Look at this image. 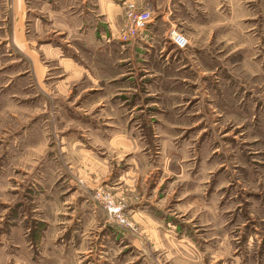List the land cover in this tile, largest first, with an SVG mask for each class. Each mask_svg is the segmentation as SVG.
I'll use <instances>...</instances> for the list:
<instances>
[{
  "label": "rangeland",
  "instance_id": "rangeland-1",
  "mask_svg": "<svg viewBox=\"0 0 264 264\" xmlns=\"http://www.w3.org/2000/svg\"><path fill=\"white\" fill-rule=\"evenodd\" d=\"M6 1L0 264H264V0H172L122 41L129 4L95 58L62 50L77 77Z\"/></svg>",
  "mask_w": 264,
  "mask_h": 264
},
{
  "label": "crops",
  "instance_id": "crops-1",
  "mask_svg": "<svg viewBox=\"0 0 264 264\" xmlns=\"http://www.w3.org/2000/svg\"><path fill=\"white\" fill-rule=\"evenodd\" d=\"M171 2L172 0H145V2L143 0H7L5 6L8 12L7 21L12 27L15 28L17 26L16 28H19L21 26L20 23L25 12L27 21L32 24L31 27L34 33L32 38L38 41L42 39L47 41L49 39L50 41L48 42L56 44V48L49 47L46 50V55L50 59L59 60L60 64L64 63L72 70V74L77 77L81 76L82 70L74 63L67 62L70 58L62 55V50L66 53L68 51L66 49L72 47L74 51H68V53L80 55L81 57L83 50L87 49L91 54L90 58H95V53L99 49L97 44L114 41L110 39L111 33L123 26L125 11L129 4L142 6V3H144L151 8L154 18L152 23L149 24L148 30L152 31L149 35L153 36H146L145 39L152 40L155 37L153 29L160 22L163 21L171 26L174 25L175 22L173 21L175 20L170 17L172 15ZM148 30L147 32H149ZM25 42L23 34L16 35V45L24 44ZM16 48L18 47L16 46ZM18 50H21L27 59L31 61L37 76L41 67L38 65L36 55L28 49L25 52L20 48ZM97 57H99V54H97ZM74 59L78 58L75 57ZM43 95L47 97L45 94ZM84 195L86 203L94 204L90 195ZM94 207H97L96 204H94ZM146 213L148 214V212L144 211L146 216L145 223H148V228L157 235L159 231L155 227V219L147 216ZM138 241L135 243L138 242L142 248L144 245L143 241Z\"/></svg>",
  "mask_w": 264,
  "mask_h": 264
},
{
  "label": "built area",
  "instance_id": "built-area-1",
  "mask_svg": "<svg viewBox=\"0 0 264 264\" xmlns=\"http://www.w3.org/2000/svg\"><path fill=\"white\" fill-rule=\"evenodd\" d=\"M152 21L153 15L151 10L145 8L136 10L134 8L133 11H129L127 29L123 32L121 40L129 41L130 39L140 36ZM172 39L179 48H185L189 43V41L181 34H173ZM113 213H115V211H113ZM117 216L120 224L127 225L126 220H124L122 216Z\"/></svg>",
  "mask_w": 264,
  "mask_h": 264
}]
</instances>
